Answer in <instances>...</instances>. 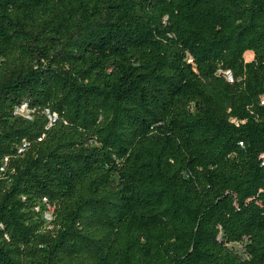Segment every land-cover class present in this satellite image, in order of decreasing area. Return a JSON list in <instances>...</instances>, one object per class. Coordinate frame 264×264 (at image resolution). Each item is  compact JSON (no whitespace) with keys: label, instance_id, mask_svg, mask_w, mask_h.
<instances>
[{"label":"trees","instance_id":"trees-1","mask_svg":"<svg viewBox=\"0 0 264 264\" xmlns=\"http://www.w3.org/2000/svg\"><path fill=\"white\" fill-rule=\"evenodd\" d=\"M263 102L264 0H0V264H264Z\"/></svg>","mask_w":264,"mask_h":264},{"label":"built area","instance_id":"built-area-1","mask_svg":"<svg viewBox=\"0 0 264 264\" xmlns=\"http://www.w3.org/2000/svg\"><path fill=\"white\" fill-rule=\"evenodd\" d=\"M226 75H227V77H230V73H226ZM232 81V80H231ZM263 104H264V102H263ZM25 106H23L22 108H21V113H24V111H25ZM47 218L50 220V215L49 216H47Z\"/></svg>","mask_w":264,"mask_h":264},{"label":"rangeland","instance_id":"rangeland-1","mask_svg":"<svg viewBox=\"0 0 264 264\" xmlns=\"http://www.w3.org/2000/svg\"><path fill=\"white\" fill-rule=\"evenodd\" d=\"M251 59L246 58V61H250ZM235 248L238 250L239 253H242V246L235 245Z\"/></svg>","mask_w":264,"mask_h":264}]
</instances>
